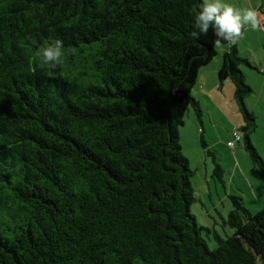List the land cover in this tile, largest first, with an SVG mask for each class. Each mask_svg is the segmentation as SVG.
<instances>
[{"label": "trees", "instance_id": "trees-1", "mask_svg": "<svg viewBox=\"0 0 264 264\" xmlns=\"http://www.w3.org/2000/svg\"><path fill=\"white\" fill-rule=\"evenodd\" d=\"M198 2L0 0V264H264V207L230 195L225 237L191 209L180 127L189 107L204 123L193 92L216 56L264 180L240 67L252 64L238 43L218 48L211 29L190 38ZM52 39L75 49L56 70L33 58Z\"/></svg>", "mask_w": 264, "mask_h": 264}, {"label": "rangeland", "instance_id": "rangeland-1", "mask_svg": "<svg viewBox=\"0 0 264 264\" xmlns=\"http://www.w3.org/2000/svg\"><path fill=\"white\" fill-rule=\"evenodd\" d=\"M228 2L240 6L245 4L246 0ZM263 2L264 0H251V3L258 7H261ZM261 10L264 12V5ZM237 46L240 55L248 57L252 64L251 66L242 63L240 67L245 73L246 82L253 89L246 98V105L255 113L257 120V128L251 134V140L264 158V31L246 28ZM219 59V56H216L209 64L210 67ZM216 79L217 86L211 83L213 80L207 79L208 87L205 89H201L202 82L198 80L193 92L202 102L204 123L200 122L192 107H189L180 131L183 151L195 171L192 181L197 199L192 204V212L200 225L216 229L225 237L233 232L224 222L233 206L230 195L240 196L245 206L252 212H258L264 207V180L260 178L259 169L251 162L244 147L240 129L244 120L234 97V84L230 79L221 81L219 76ZM203 94H209L215 102ZM208 106H211L209 112ZM202 127L209 130V148L223 169L220 178L214 174L215 163L212 157L203 151L201 146L199 128ZM236 131L240 133L241 140L232 148L228 145V140L235 138L233 133ZM202 234L209 247L215 248V236L206 230H203Z\"/></svg>", "mask_w": 264, "mask_h": 264}, {"label": "clouds", "instance_id": "clouds-1", "mask_svg": "<svg viewBox=\"0 0 264 264\" xmlns=\"http://www.w3.org/2000/svg\"><path fill=\"white\" fill-rule=\"evenodd\" d=\"M193 30L190 38L199 39L211 29L216 37L217 47L234 46L242 38L246 28L253 31H264V12L255 7L251 0L236 6L228 0H199L193 14ZM75 49H66L63 40L52 39L34 52L33 58L51 70L62 67L66 54Z\"/></svg>", "mask_w": 264, "mask_h": 264}, {"label": "crops", "instance_id": "crops-1", "mask_svg": "<svg viewBox=\"0 0 264 264\" xmlns=\"http://www.w3.org/2000/svg\"><path fill=\"white\" fill-rule=\"evenodd\" d=\"M264 5V2L262 4V6ZM255 6V5H254ZM261 6V7H262ZM257 7L261 12H263V10H261V7H258V6H255ZM239 44V42H238ZM220 68V60L217 61V63H215V65L213 67H210V65L204 67L201 71H200V74H199V80H200V83L202 82V84L200 85L201 86V89H205L206 87H208V85L206 83H208V81H212L211 82L213 85L217 86L218 85V80L216 79L217 76H218V70ZM208 79V81H207ZM205 97H209L211 101H214V98H212L209 94L208 95H205L203 94ZM210 101V102H211ZM211 108V106H210ZM208 106V112L211 111Z\"/></svg>", "mask_w": 264, "mask_h": 264}]
</instances>
